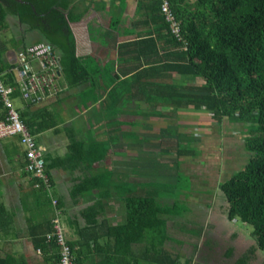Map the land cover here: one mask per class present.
Instances as JSON below:
<instances>
[{"label":"crops","instance_id":"obj_1","mask_svg":"<svg viewBox=\"0 0 264 264\" xmlns=\"http://www.w3.org/2000/svg\"><path fill=\"white\" fill-rule=\"evenodd\" d=\"M92 1L100 0H72L75 13L86 10ZM119 5L113 9L114 14L122 15L117 33L107 30L100 21L99 12L86 15L85 28L70 24L78 55L88 58V69L92 73L90 81L68 87L59 70L56 84L60 90L32 107L36 122L44 127L33 136L44 149L51 192L58 202L65 236L73 245L77 264H162L157 261L158 253L162 251L175 257L179 264H238L246 255L250 257L244 264H252L256 251L261 250L253 252L255 240L252 235L253 240H249L244 231L237 228L238 219L228 217V202L220 189V184L243 165L237 166L239 136L231 126L229 131L222 132L223 121L216 122L210 113L207 117L203 111L188 109L178 113L182 120L177 126L184 129L181 138L189 145L181 147L195 149L193 156H197L196 159L185 154L176 162V152L182 143L176 144L174 152L158 149L160 143L173 142L167 136L169 127L163 130L164 126L158 125L161 122L154 123V160L156 157L164 159L160 164H154V179L174 186V183L178 184L174 180L178 164H188L191 169L186 168V175L193 170L200 179L197 186L192 185L194 192L184 189L180 194H169L167 199H157L166 209L160 215L162 222L158 225L162 226L152 237L145 235L130 242L125 230L118 229L127 222L125 191L129 185L146 181L141 172L146 145L140 135H127L124 106L128 104L125 98L117 105L107 100L112 93L126 94L124 82L128 78L125 72L128 64L120 62L117 48L120 43L132 40L136 32V28L126 27L135 10V2L126 0ZM40 42H47L44 34L31 29L18 16L6 15L5 27L0 29V66L5 78L12 74L16 79L20 55L28 46ZM56 54L60 57L57 49ZM115 74L119 77L117 81ZM15 100L21 102L19 106L15 104L17 110L20 113L26 111L24 105L27 102L20 97ZM100 106H107L111 111L101 113ZM3 114L0 108V119ZM85 114L88 117L81 119ZM159 121L166 124L169 120ZM133 122L130 127H141V122ZM85 126L86 133L82 132ZM213 127L215 131H211ZM179 136L178 133L175 137ZM128 137L132 141L128 142ZM73 140L85 144L91 159L102 155L104 161L100 169L93 166L74 168L66 162L72 154L70 144ZM243 156L247 157L246 151ZM128 159L134 160L131 167ZM167 159L171 161L166 162ZM25 162V149L18 136L0 138V264H58L59 247L46 237L52 231L56 209L47 190L36 187L35 181L26 173ZM173 164L178 167H172ZM232 167H235L233 171L230 170ZM90 173L103 174L104 180L98 184L100 190L73 200L70 193L74 184ZM157 181H153L154 184L158 185ZM204 185L213 188L214 195L195 192L204 190ZM165 194L161 193L162 198ZM94 204L103 210V215L96 219L97 224H91V215L87 219L82 215L84 209ZM44 235L47 243L40 246ZM50 243L57 248L50 247Z\"/></svg>","mask_w":264,"mask_h":264},{"label":"trees","instance_id":"obj_2","mask_svg":"<svg viewBox=\"0 0 264 264\" xmlns=\"http://www.w3.org/2000/svg\"><path fill=\"white\" fill-rule=\"evenodd\" d=\"M108 1H92L86 10L75 13L72 0H0V29L5 27L6 15L12 13L44 34L47 43L60 51L59 66L67 86L77 87L89 82L92 73L87 56L77 53L70 24L85 28L86 15L99 12L101 23L110 33H117L122 15L114 14L113 9L126 0ZM133 1L135 10L126 27L136 28L134 38L117 48L120 62L128 64L126 94L112 93L107 100L117 105L125 98L128 106H147L156 117H176L179 111L191 109L209 112L216 122L226 119L246 125L245 162L220 184V189L228 202V217L251 226L256 245L253 252H264V0H169L180 22L181 40L171 34L161 12V0ZM115 78L117 81L118 74ZM6 81L15 85L12 74ZM14 97H19L18 91ZM34 105L27 102L26 111L20 113L32 135L44 128L36 122ZM99 108L101 113L111 111L107 106ZM164 125L163 130L169 124ZM70 145L72 154L66 162L74 168H101V154L91 159L85 144L73 140ZM194 153L193 148L179 146L176 162L182 155L192 157ZM103 180L100 173L79 178L71 198L79 200L93 190L99 191ZM163 190L154 183L128 186L124 196L127 222L118 229L125 230L130 242L158 233L160 215L166 209L157 202ZM82 215L86 219L91 215V224H97L103 210L94 204ZM45 235L40 246L47 243ZM49 246L57 248L54 243ZM248 257L238 264L246 263ZM56 261L59 264V254ZM157 261L179 264L165 251L158 253Z\"/></svg>","mask_w":264,"mask_h":264},{"label":"built area","instance_id":"obj_3","mask_svg":"<svg viewBox=\"0 0 264 264\" xmlns=\"http://www.w3.org/2000/svg\"><path fill=\"white\" fill-rule=\"evenodd\" d=\"M161 12L169 24L171 34L181 40L180 22L170 7L169 0H161ZM59 57L53 45L40 42L25 48L19 57L16 69L15 85L6 81L0 67V108L4 111L0 119V138L18 136L25 149V171L35 181L36 187H44L56 209L52 220V231L47 240L54 241L59 247V264H75V257L66 239L64 228L57 208V200L51 192V180L46 172L44 149L38 145L34 136L21 120L20 112L15 107V92L28 103H41L48 95L57 93L56 84L59 75Z\"/></svg>","mask_w":264,"mask_h":264},{"label":"rangeland","instance_id":"obj_4","mask_svg":"<svg viewBox=\"0 0 264 264\" xmlns=\"http://www.w3.org/2000/svg\"><path fill=\"white\" fill-rule=\"evenodd\" d=\"M14 103L16 104V106H19L21 102H20V100H15ZM124 109H125V112L127 114V119H128L127 120L128 124H127V129H126L127 135L128 136L140 135L142 137L143 141H144L143 142L144 145H146V147H144L145 154H144V156H143V158L141 160L142 163H143V165L141 166V172L143 173L142 174L143 177H144L143 179L146 180L143 183H146L147 180H148V183H151L149 181H152V182L155 181L156 182L157 180L154 179V164H157V162H159L158 164H160V162L164 161V159L156 157V160H154V123L155 122H161L162 123L161 127H163V125L165 123L162 122V121H159V120H165V118L154 116V113H151L148 110V107L144 106V105L139 106V107H136V106H124ZM101 112H102V110H101ZM178 115L176 117H171V118L170 117H166V119L169 120L168 121V124H169L168 127L170 129L169 130V135L167 134V136L170 137L169 139L173 143H164V144L160 143L158 149L159 148L163 149V150L168 149V150H171L172 152H174V149H176V144H178V143H182V144H180V147L181 146H185V147L189 146V145L185 144L184 143V139L181 138L182 137L181 135H183V133H184V131H183L184 129L182 127H178L177 126V123L180 120H182V118L180 117L181 115H179V116ZM206 115L208 117L209 116V112H206ZM87 117H88V114H85L83 117H81V119H85ZM131 121L132 122L133 121L141 122V123H139V124H141L140 125L141 127H130L129 124L132 123ZM222 123H223V127H224V129L222 127V132L224 131V133H225V132L230 130L229 128L232 127V129L234 131H236V133H237L236 136H239L238 138L240 140L239 141L240 143H239V145L236 148L237 149L236 155L238 157L237 158V166L244 164L246 157L243 156V151H245L243 149V144H244V139H245V137L247 135V132H246L247 131V126L244 125V124H239V123L231 124L232 122H229L226 119H224ZM85 124H86V122H85ZM159 126H160V124H159ZM86 128H87L86 126L82 127V132L86 133L85 132ZM211 131H215L214 127L211 129ZM178 133H179L180 136L179 137H175ZM129 141H132V140L128 137V142ZM156 152H158V151H156ZM157 155L158 154H156V156ZM197 155H199V154L197 153ZM196 158H197V156L196 157L193 156V159H196ZM135 161L138 162L139 160L137 159ZM165 161L166 162L167 161L170 162L171 159H167ZM128 162H129L128 165L130 164V167H131L132 163L134 162V160L133 159H128ZM178 166H176V164L172 165V167H174V168L178 167L176 169L177 170L176 171L177 172L176 173V177L174 178L175 182H177L178 184L174 183V186H172V185H168V184H173V183H170V182L169 183H163L165 181H157L158 186L160 188L164 189L162 191V193L168 194V195L165 194V196H163V198H162V195H161V197L158 198V200L161 201L163 199H167L169 194H178V193L180 194L181 190H184V189L188 190V192H194L193 189H192V185L195 184V186H197L198 182L200 180L197 176H195L196 171L192 170V172H190L189 175H186V171H188L186 168H188L190 170L191 166L188 165V164L185 165L184 163L182 165L179 163ZM241 167H239V168H241ZM224 168H226V167H224ZM234 168L232 167L230 170L233 171ZM161 169H163V167H161ZM204 187H205L204 190L200 189L201 191L200 190H196L195 192L203 194V195H209V194H211V196L214 195L215 192H214L213 188L206 187V185H204ZM190 188H191V190H190ZM236 226H237V228L239 230H243L244 231L243 234L249 240H253V238L250 236V234L252 232V227L251 226L242 223L239 219L236 220ZM240 250L242 251L243 249H240ZM251 263L252 264H264V252L263 251H259V252L256 251L255 257L253 258Z\"/></svg>","mask_w":264,"mask_h":264},{"label":"water","instance_id":"obj_5","mask_svg":"<svg viewBox=\"0 0 264 264\" xmlns=\"http://www.w3.org/2000/svg\"><path fill=\"white\" fill-rule=\"evenodd\" d=\"M18 1H21V0H18Z\"/></svg>","mask_w":264,"mask_h":264}]
</instances>
